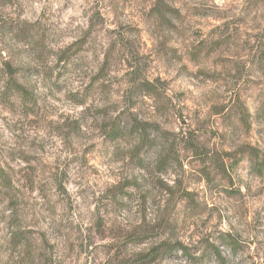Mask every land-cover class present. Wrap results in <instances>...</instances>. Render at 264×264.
Segmentation results:
<instances>
[{"label": "rangeland", "instance_id": "1", "mask_svg": "<svg viewBox=\"0 0 264 264\" xmlns=\"http://www.w3.org/2000/svg\"><path fill=\"white\" fill-rule=\"evenodd\" d=\"M0 264H264V0H0Z\"/></svg>", "mask_w": 264, "mask_h": 264}, {"label": "trees", "instance_id": "2", "mask_svg": "<svg viewBox=\"0 0 264 264\" xmlns=\"http://www.w3.org/2000/svg\"><path fill=\"white\" fill-rule=\"evenodd\" d=\"M159 12L161 13L160 9H159ZM106 62H107V60L105 58L103 66L106 65ZM16 89H18V88H16ZM144 140H145V138H143V140L139 144V146L136 147L139 152L141 151L142 148H144L146 146V144L144 143ZM169 156H170V153H166L160 159L159 165L164 167L167 164V158ZM227 241H228V244L234 248V246L236 244L235 240L230 238ZM176 247H178L180 249L182 254H185L187 257H191V255L188 252L187 247H185L184 245L179 244V243L178 244L163 243V244H159V245L153 247L149 251V253L145 256V259L143 261L152 260L154 258H157L158 256H160V257L170 256ZM211 254H214L216 257L221 258V252H220L219 246L213 242L206 240L204 243V248L201 252V257L207 258Z\"/></svg>", "mask_w": 264, "mask_h": 264}]
</instances>
